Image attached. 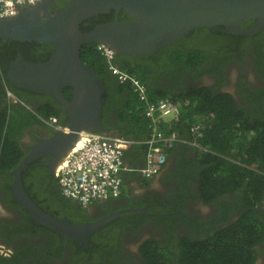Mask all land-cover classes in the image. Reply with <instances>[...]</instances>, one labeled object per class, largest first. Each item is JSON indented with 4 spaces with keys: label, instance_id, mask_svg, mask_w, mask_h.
<instances>
[{
    "label": "flooded vegetation",
    "instance_id": "flooded-vegetation-1",
    "mask_svg": "<svg viewBox=\"0 0 264 264\" xmlns=\"http://www.w3.org/2000/svg\"><path fill=\"white\" fill-rule=\"evenodd\" d=\"M50 1L51 4H47V8L52 12L68 0ZM113 18V12L91 17L80 24V30L87 32L95 25L111 21ZM126 18L125 13L119 12V20ZM256 22L254 19L244 21L238 26V30H226L222 26L202 27V31L194 38H188L191 33L189 31L188 35H184L154 55L140 57L149 58L147 65L150 80L155 81V77L158 76V82L173 89L172 94H180L193 86L203 87L213 98L216 95L230 98L228 100L238 120L249 124L259 122V126H262L264 125V27L256 29ZM176 50L185 53H188V50L196 51L195 53L200 55V61L190 72H186L185 65L175 63L172 65L169 62L170 55ZM0 53L8 58L6 74L9 62L18 54L26 61H45L51 54V47L33 41L0 40ZM121 59L129 58L114 54L115 65H117L115 62L119 63ZM135 64L136 62L132 65ZM168 72H179L181 83L173 84L166 78L165 74ZM3 81L5 91L0 87V111L5 109L7 117L13 115L14 109L25 112L20 116L21 135L16 139L22 152L19 157L21 159L38 139H46L53 132L63 130L68 114L50 96L15 87L6 80L5 75ZM69 90L64 88L62 91L67 101L72 99V92L70 90L69 93ZM47 106H51L56 113L45 115L48 113ZM110 118L113 117L110 115L104 119L106 126L102 122L108 130H110L109 125L112 124ZM17 163L11 165L8 172L0 173V246L2 247L0 264H138L141 260L139 246L150 237L156 239L161 246L167 245L169 250H176L177 242H166L167 236L171 234L170 222L149 216L144 212L120 211L130 207L148 210L164 205L166 196L176 192L177 184L174 181H167L161 190L147 187L142 195L133 200L124 202L119 198L97 200L83 206L64 197L59 191L56 179L59 165L54 168V156L46 155L31 161L21 173V182L33 203L47 214L65 220L69 224H85L104 219L116 211L120 212L109 223L87 234L85 240L70 239L55 230L36 224L17 203L12 188V170ZM168 164L167 162L164 166L163 172H167L165 169ZM244 189L245 183H242L233 192L223 193L218 200L221 204L225 202V205H222L224 210L213 203L206 205L199 210L198 221L202 224L210 219L214 228H222L227 222L236 220L239 210L242 212L250 210L254 212V217L264 224V191L259 202L249 207L243 198ZM194 192L201 196L200 190L195 189ZM194 207L199 209L195 204ZM173 227L178 236L186 231L176 222ZM262 232L264 235V227ZM254 249L256 258L252 264H264V237Z\"/></svg>",
    "mask_w": 264,
    "mask_h": 264
},
{
    "label": "water",
    "instance_id": "water-1",
    "mask_svg": "<svg viewBox=\"0 0 264 264\" xmlns=\"http://www.w3.org/2000/svg\"><path fill=\"white\" fill-rule=\"evenodd\" d=\"M47 4L51 1L39 0L33 5L20 6L15 15L0 19V40L33 41L51 47L45 61H26L18 54L8 64L6 80L20 89L50 96L68 114L64 131L38 139L20 159L12 170V188L17 203L36 224L70 239L85 240L87 234L106 225L120 212L93 223L69 224L34 204L21 182L22 171L39 157L52 155L54 168L62 165L81 133L112 134L101 121L105 86L93 67L81 60L82 47L102 43L116 56L129 58L134 64L138 57L154 55L194 28L222 26L226 30H238L242 22L253 19L257 21L256 29L262 28L264 0H68L52 12ZM121 11L126 19H118ZM111 12L114 13L111 21L81 32L83 21ZM64 88L71 90V101L63 97ZM120 211L169 213L133 207Z\"/></svg>",
    "mask_w": 264,
    "mask_h": 264
},
{
    "label": "trees",
    "instance_id": "trees-1",
    "mask_svg": "<svg viewBox=\"0 0 264 264\" xmlns=\"http://www.w3.org/2000/svg\"><path fill=\"white\" fill-rule=\"evenodd\" d=\"M201 29L202 27H199L190 31L191 33L188 32L190 33L187 34L188 38H194L202 31ZM188 51V53L174 51L169 57V62L172 65L183 64L185 71L190 72L200 61V55L198 56L196 51ZM7 59L0 53L2 91H5L3 80ZM148 59L139 57L135 65H132L129 59H121L119 63H115L147 86L150 100L167 98L179 105L180 112L174 122L175 127L172 128L180 136L188 138L191 136L190 127L195 124L200 126V135L192 134L194 137L191 139L197 141L204 149H197L200 152H196L193 159L186 161V164L190 163L188 166L179 161L180 170L175 174V178L181 180L185 174V177L196 180L199 182L200 198L205 202H214L222 209L225 202L221 204L218 198L223 193L233 192L242 183H245L243 198L247 205L251 207L259 202L264 191V125L259 126V122L249 124L238 120L228 100L230 98L221 95L213 98L203 87L193 86L180 94H172L173 89L158 82V76L155 77V81L150 80ZM81 60L93 67L105 86L101 111L103 124L104 119L111 115L113 118H110L112 124L109 125V129L112 134L129 139H142L146 134L144 132L147 131L148 121L142 114V103L138 101L131 87L118 83L116 76L108 69L104 57L97 50L96 44L82 47ZM165 75L173 84L181 83L179 72H168ZM68 92L70 93V90ZM47 112L45 115L49 116L56 113L51 106H47ZM24 113L22 110L14 109L13 115L7 117L5 109L0 111V173L8 172L11 165H15L18 159L20 161L22 152L16 139L21 135L20 116ZM189 168H194L193 174L187 171ZM172 200L174 203L171 209H178L180 216L169 217L171 234L167 236L166 242H177L176 250L171 251L169 246H161L156 239L150 237L139 246L141 260L138 264L254 262L256 258L254 247L264 237L262 232L264 224L254 217L253 211L239 210V215L233 223L222 228H214L212 220L208 219L201 224L198 219L183 212L188 199L182 185H177ZM160 218L168 220L167 217ZM174 222L186 229L180 236L176 234Z\"/></svg>",
    "mask_w": 264,
    "mask_h": 264
},
{
    "label": "built area",
    "instance_id": "built-area-1",
    "mask_svg": "<svg viewBox=\"0 0 264 264\" xmlns=\"http://www.w3.org/2000/svg\"><path fill=\"white\" fill-rule=\"evenodd\" d=\"M38 0H0V19L15 15L20 6L33 5ZM108 69L119 84L129 85L142 103V114L148 121L146 139L135 140L101 133L84 134L58 166L57 182L62 195L87 205L93 200L115 198L120 194L121 173L133 171L149 179L159 173L167 161L168 148L175 143L204 149L197 141L180 136L172 128L180 107L177 103L160 98L150 100L147 86L135 75L114 64L113 51L104 44L97 45ZM168 124V126H167ZM199 125L190 127L193 135H200ZM142 144L145 147L144 164L138 167L124 165L123 153L127 146Z\"/></svg>",
    "mask_w": 264,
    "mask_h": 264
},
{
    "label": "crops",
    "instance_id": "crops-1",
    "mask_svg": "<svg viewBox=\"0 0 264 264\" xmlns=\"http://www.w3.org/2000/svg\"><path fill=\"white\" fill-rule=\"evenodd\" d=\"M172 127H175L174 122L171 124ZM168 126V124H167ZM143 138H146L149 134V128L147 127V131ZM115 135V134H114ZM190 136V135H189ZM184 137V136H183ZM191 137H194L191 133V136L188 137V139H191ZM142 138V139H143ZM187 138V137H185ZM193 140V139H191ZM198 143V142H197ZM198 148L192 147L189 145H182L179 143H175L171 148H168L166 150L167 152V162L169 163L167 166V169H165L167 172H160L154 177L150 179H144L139 176L138 173L131 172V171H123L121 178H122V184H121V195L118 197L120 200L126 201V200H133L136 199L138 196L142 195L147 187L153 188L154 190H158L163 188L164 184L172 180L177 185H182L184 188V191L186 193L190 192L191 190L194 191L195 189L199 188V182L196 180H191L187 177H184L180 179H173L175 178V174L177 171L180 170L178 167V162H183L185 166H188L190 163L186 161L188 159H193L195 157L196 152H200L197 150ZM202 150V149H199ZM124 163L125 166H142L144 164V146L140 144H134L132 146H128L126 150L124 151ZM193 169H188V172H192ZM157 179V180H156ZM156 180V181H154ZM142 192V193H141ZM195 193V192H194ZM189 203H193L197 205V207L201 208V204L197 199L196 193L195 198L188 200ZM191 213H188L191 216H196V211L192 208L188 209Z\"/></svg>",
    "mask_w": 264,
    "mask_h": 264
},
{
    "label": "clouds",
    "instance_id": "clouds-1",
    "mask_svg": "<svg viewBox=\"0 0 264 264\" xmlns=\"http://www.w3.org/2000/svg\"><path fill=\"white\" fill-rule=\"evenodd\" d=\"M39 1V0H38ZM37 1V2H38ZM98 44H102V43H98ZM98 44H96V47H97V45ZM98 50V49H97ZM102 55V54H101ZM103 56V55H102ZM119 67V66H118ZM65 129H63V130H61V131H64ZM84 134H87V133H81V135L79 136V138H78V140H77V142L79 141V139H80V137H82ZM88 134H91V132H88ZM108 135H114V134H108ZM132 139V138H131ZM135 140H143V139H146V138H143V139H136V138H134ZM77 142L74 144V146L77 144ZM134 145V144H133ZM140 145H142V144H140ZM73 146V147H74ZM130 146H132V145H130ZM144 146V145H143ZM72 147V148H73ZM128 147V146H127ZM126 147V148H127ZM71 148V149H72ZM126 150V149H125ZM124 150V151H125ZM144 155H145V150H144ZM123 157H124V153H123ZM124 159V158H123ZM166 163H167V161H166ZM166 163L163 165V167L161 168V170L159 171V173L162 171L163 172V168H164V166L166 165ZM124 165H125V163H124ZM132 167H138V166H132ZM131 172H133V171H131ZM136 173V172H135ZM121 175H122V173H121ZM157 175V174H156ZM140 176V175H139ZM141 177V176H140ZM154 177V176H153ZM152 178V177H151ZM57 179V178H56ZM122 179V178H121ZM145 179V178H144ZM150 179V178H149ZM121 184H122V181H121ZM158 190H161V189H158ZM197 190L199 191L200 189L199 188H197ZM59 191H60V189H59ZM187 194V199L188 200H191V199H194L195 198V193H194V191H190V192H188V193H186ZM120 195H121V187H120V194L117 196V197H115V198H118V197H120ZM174 194H168L167 196H166V198H165V200H164V205H161V206H159L158 208H154V209H148V211L149 212H152V213H155V212H169L168 214H161V215H159V214H147V215H149V216H155V217H157V219H160V220H162L160 217H167V221L166 222H171V219L169 218L170 216H173V214H175V212H176V214H175V216H180V213H179V211H178V209H171L172 208V206H173V203H174V201L172 200V196H173ZM196 196H197V199H198V201L200 202V204H201V208H195L194 207V204L193 203H186V207H185V209L183 210V212L184 213H186L187 215H189L188 213H191L190 211H188V209H190V208H192V209H194L195 211H196V216L194 217V216H191V215H189V216H191V217H194V218H196V219H198L199 218V210L200 209H202L203 207H205L206 205H210L211 203H213V204H215L214 202H205L204 200H203V198H200L199 196H198V194H196ZM115 198H108V199H115ZM69 199V198H68ZM69 200H72V201H76V202H78L77 200H73V199H69ZM103 200H107V199H103ZM94 201H97V200H93V201H91L90 203H92V202H94ZM78 203H80V202H78ZM90 203H88L87 205H89ZM81 204V203H80ZM82 205V204H81ZM87 205H83V206H87ZM150 210H157V211H150ZM224 210V209H223ZM235 221V220H234ZM233 221V222H234ZM233 222H231V223H233ZM231 223H229V222H227L224 226H226L227 224H231ZM223 226V227H224Z\"/></svg>",
    "mask_w": 264,
    "mask_h": 264
},
{
    "label": "bare ground",
    "instance_id": "bare-ground-1",
    "mask_svg": "<svg viewBox=\"0 0 264 264\" xmlns=\"http://www.w3.org/2000/svg\"><path fill=\"white\" fill-rule=\"evenodd\" d=\"M64 196V195H63ZM65 197V196H64Z\"/></svg>",
    "mask_w": 264,
    "mask_h": 264
}]
</instances>
